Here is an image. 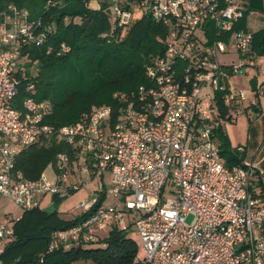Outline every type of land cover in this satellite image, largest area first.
<instances>
[{
	"label": "built area",
	"instance_id": "1",
	"mask_svg": "<svg viewBox=\"0 0 264 264\" xmlns=\"http://www.w3.org/2000/svg\"><path fill=\"white\" fill-rule=\"evenodd\" d=\"M81 1L97 9L106 2L123 32L148 14L166 29L164 51L145 66L146 85L112 94L116 114L92 106L56 128L46 123L51 103L35 99L23 54L27 45H42L50 28L13 6L0 13V201L21 213L0 220V255L23 213L42 210L47 196L85 191L77 209L89 215L52 233L48 252L105 247L112 231L133 230L142 264H264V171L247 162L227 168L216 136L258 108L254 92L225 83L255 68L253 33L238 28L250 0ZM68 52L60 44L56 55ZM230 54L241 63L226 65L221 57ZM21 79L25 96L16 102ZM51 138L69 150L36 180L26 179L15 169L17 156Z\"/></svg>",
	"mask_w": 264,
	"mask_h": 264
},
{
	"label": "trees",
	"instance_id": "2",
	"mask_svg": "<svg viewBox=\"0 0 264 264\" xmlns=\"http://www.w3.org/2000/svg\"><path fill=\"white\" fill-rule=\"evenodd\" d=\"M9 6L26 10L30 21L50 28L42 45H27L23 54L28 55L24 65L27 75L34 69L31 78L36 87L35 99L51 103L46 123L56 128L77 122L93 105L110 106L116 114L112 94L146 85L145 66L164 51L166 29L148 14L139 16L123 32L110 22L106 2L97 9L81 0H0V13ZM251 12L264 16V0H250L245 19ZM245 19L243 27L238 28L245 29ZM60 44L67 45L69 52L57 56ZM251 54L264 56V28L252 34ZM24 84L22 80L16 102L25 96ZM252 84L255 88V81ZM257 112L259 108L254 109ZM224 132L222 128L216 130L225 166L243 165L245 152L233 148ZM67 150L69 147L55 138L35 143L17 156L15 169L26 179L36 180L49 165H54L57 153ZM258 186L264 192L260 181ZM64 199L53 197L55 212L51 215L43 209L22 214L14 225V240L0 255V264H72L80 260L92 264H142L136 244L119 231L109 234L105 247H58L48 252L52 233L71 228L89 215H80L73 221L61 220L56 205Z\"/></svg>",
	"mask_w": 264,
	"mask_h": 264
},
{
	"label": "crops",
	"instance_id": "3",
	"mask_svg": "<svg viewBox=\"0 0 264 264\" xmlns=\"http://www.w3.org/2000/svg\"><path fill=\"white\" fill-rule=\"evenodd\" d=\"M250 17V18H249ZM246 27L248 30L254 29L252 33L257 32L258 30H261L264 28V16L261 13L252 12L246 17ZM251 20V21H250ZM251 22V24H250ZM255 62V68L247 70V73L243 75L239 80H237L235 83L233 82L234 77H231L230 79L226 80L225 83L227 86H232L235 88L246 90H251L255 93L257 100H258V108L259 112H261L260 116H264V84L258 82L257 73L259 70V66H257L256 58L254 57ZM251 73V76L247 78V76ZM255 81V88H253L252 82ZM240 86V87H239ZM257 114V113H256ZM246 118V117H245ZM241 119V118H240ZM243 119V118H242ZM255 123L251 124L249 123L247 118L244 121L240 122V128L239 130H232L233 126H236L238 124L239 120H236V122L232 124H226L222 128L225 132L226 129L229 128L231 133H227V137L230 140V144L232 147H243L250 150V152L246 153L245 150L243 151L246 154V160L245 162L251 163L255 165L257 168L264 171V123L261 125V122L259 120V116L256 117ZM247 124H249V128L247 129ZM246 126L245 134L242 136V130L243 126ZM255 127L257 129V132L254 131ZM237 131V132H236ZM260 182L262 183V187L264 190V175L260 177ZM262 190L260 186V191ZM85 198H86V192H84ZM262 196L264 199V192H262Z\"/></svg>",
	"mask_w": 264,
	"mask_h": 264
},
{
	"label": "rangeland",
	"instance_id": "4",
	"mask_svg": "<svg viewBox=\"0 0 264 264\" xmlns=\"http://www.w3.org/2000/svg\"><path fill=\"white\" fill-rule=\"evenodd\" d=\"M243 24H244V20L241 21L239 25L241 27H243ZM250 24H251V22H250ZM253 30L254 29H250L251 32H253ZM207 37H209V39H212V31L211 30L207 31ZM254 57L256 58L257 66H259V70H258V73H257L258 74L257 75L258 82L264 84V56H254ZM221 60L223 62H225L226 65H229V64H232V63H234V64L241 63L242 58L238 59L236 54H230L229 56L221 57ZM32 71L34 73V69ZM242 72H244V69L241 71V73ZM242 74L236 75L234 77L233 82L235 83L237 80H239L241 77H243ZM250 76H251V73L247 76V78H249ZM243 89H245V88H243ZM93 106H98V105H93ZM260 114H261V112H257V114L253 113V114H250V115H248V114L243 115L242 117H240L241 119L240 118L237 119V120H239L238 124L236 126H233L232 130H234V131L237 130L238 131L239 130L238 128H240V122H242V120L244 121V119L246 120V118H247L249 123L251 122V124H254L255 121H256L255 120L256 117L259 116V120H260L261 125H262L264 123V116H260ZM248 128H249V124H247V129ZM256 128H258V127H255V129H254L255 132H257ZM241 130L243 131L241 134H242V136H244L245 130H246V126L244 125L243 129H241ZM224 133H226V135H227V133L229 134L231 132H230L229 128H227L226 132H224ZM243 149L245 150L246 153L250 152V150L247 149V148H243ZM84 192L85 191H78V192L72 194L71 196H69L68 198L64 199L63 201L57 203L56 212H57L58 217L61 220H63V221H73L75 218H77V217H79L81 215V211L79 209H77V207L85 199ZM52 202H53V197L52 196H47L45 198V200H43V202L41 204V209H44L47 205L51 204ZM20 214H21L20 211L17 210L10 202H8L6 200L0 201V220L3 221L5 216H11V217H13L15 219ZM187 221H189V219ZM125 235H126L127 238L131 239L136 244L137 257L140 260H142L143 259V250H142V247H141V244H140V240H139V237H138L137 233L135 231L131 230V231L127 232ZM94 247H96V246L88 245V246H83L82 248L83 249H89V248H94ZM72 264H92V263H90L88 261L80 260V261L74 262Z\"/></svg>",
	"mask_w": 264,
	"mask_h": 264
},
{
	"label": "water",
	"instance_id": "5",
	"mask_svg": "<svg viewBox=\"0 0 264 264\" xmlns=\"http://www.w3.org/2000/svg\"><path fill=\"white\" fill-rule=\"evenodd\" d=\"M44 213L51 215L55 212V208L53 204H49L48 206H46L43 210Z\"/></svg>",
	"mask_w": 264,
	"mask_h": 264
}]
</instances>
